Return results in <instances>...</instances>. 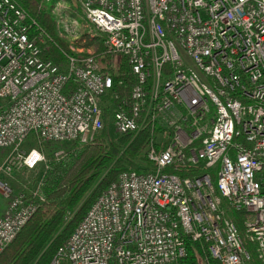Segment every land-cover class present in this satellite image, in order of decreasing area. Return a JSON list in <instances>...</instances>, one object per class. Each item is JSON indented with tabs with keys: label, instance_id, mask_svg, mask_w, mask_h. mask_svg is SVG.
I'll return each instance as SVG.
<instances>
[{
	"label": "built area",
	"instance_id": "2783aa9c",
	"mask_svg": "<svg viewBox=\"0 0 264 264\" xmlns=\"http://www.w3.org/2000/svg\"><path fill=\"white\" fill-rule=\"evenodd\" d=\"M75 2L134 80L112 107V128L149 127L155 137L151 167L121 171L48 264H181L186 238L217 264H252L247 241L264 264V0ZM61 4L52 8L58 29ZM48 42L16 0H0V152L10 151L0 162V253L42 199L14 194L2 177L46 162L41 147L21 146L29 136L92 142L113 87L95 56L71 46L58 65L43 55ZM239 211L242 232L231 216Z\"/></svg>",
	"mask_w": 264,
	"mask_h": 264
},
{
	"label": "trees",
	"instance_id": "16d2710c",
	"mask_svg": "<svg viewBox=\"0 0 264 264\" xmlns=\"http://www.w3.org/2000/svg\"><path fill=\"white\" fill-rule=\"evenodd\" d=\"M58 0H16L29 15L46 30L52 42L43 47L45 58L52 59L58 65L65 63V53L71 52L73 46L81 50L82 56L92 55L97 58L100 70L109 73L113 87L103 96L102 120L103 129L92 142L80 144L78 141L64 148V154L56 158L55 143H47V169L41 168L39 201L36 211L21 228L15 239L0 253V264H48L56 251L68 239L75 227L85 216L92 203L116 180L119 173L129 168L132 161L139 160L140 166L133 168L144 171L147 167L144 152L154 137L149 127L136 133L117 134L110 138L109 127H112V107L118 105L133 84L129 66L123 56L117 64L112 55L106 54L103 42L88 30L73 42L56 33V23L52 8ZM70 3L69 14L74 18L83 17L76 2ZM91 46L94 51H91ZM71 84V82H70ZM37 169V168H36ZM197 168L178 173L180 177L197 175ZM214 175H211L213 179ZM239 231H243L245 212H232ZM187 253L181 264H211L205 246L200 242L185 240ZM251 252V263L261 264L257 259L252 243L245 241Z\"/></svg>",
	"mask_w": 264,
	"mask_h": 264
},
{
	"label": "rangeland",
	"instance_id": "374dc122",
	"mask_svg": "<svg viewBox=\"0 0 264 264\" xmlns=\"http://www.w3.org/2000/svg\"><path fill=\"white\" fill-rule=\"evenodd\" d=\"M48 1L44 0L42 2L47 3ZM61 1H64V5L65 6L61 4L62 7L60 8V10L64 13L63 20L66 21V22L63 25L61 24V27L59 29L57 28V25L55 24L56 25V33H57V35L63 36L68 41L73 42L75 39L81 37V35L83 34L84 30L93 31L92 28H90L86 24V21H85L84 17L74 18V17H72L69 14L68 11H69L71 5L68 2V0H61ZM71 1H72V3H75V0H71ZM73 20H77V23L76 24L73 23L72 22ZM60 33H62V35H60ZM90 33H93V32H90ZM96 37H98V36H96ZM94 47L95 46H91V48H90L91 51H94ZM112 59L117 64L119 56H116L115 54H112ZM2 103L3 102L0 99V105ZM109 130H110L109 131V134H110L109 136H110V138L112 140H114V137H116V132H115V130L112 127H109ZM153 135L155 137V134H153ZM47 143H55V145L58 146V148L54 152V156H55V153L57 151H63V154H64L63 147L66 148L67 146L71 145L73 143V141H62V142L36 141L35 137L29 136V138L25 141V143L21 146V148L23 150H25V149H28L30 147H41V149L43 150L44 155H45V153L47 152V147H46ZM61 146H63V147H61ZM148 146H150V144ZM147 148H146V150H147ZM146 150L144 152V155L146 153ZM9 153H10V151H2V152H0V162ZM61 156H59V157H61ZM59 157H56V158H59ZM145 158H146V155H145ZM45 159H46V155H45ZM138 161L139 160L132 161L129 164V168H136V167L140 166L141 164H139ZM146 162H147L146 163L147 167L145 169H148V168L151 167V164L147 161V159H146ZM47 167H48V165H47V159H46L45 163L40 164L39 166L36 167L37 169L36 168H34V169H26L24 167H21V168L15 169L10 175L2 174V177H4V179L8 182V184L12 188V191H13L14 194H17V193H20V192L29 193L30 191H33V190L39 191L40 176H41V170L40 169L43 168L45 170V169H47ZM211 170H213V168ZM116 180H117V178H116ZM216 180H217V176L214 175L213 176V183H215ZM2 204H3V200L0 197V205H2Z\"/></svg>",
	"mask_w": 264,
	"mask_h": 264
}]
</instances>
